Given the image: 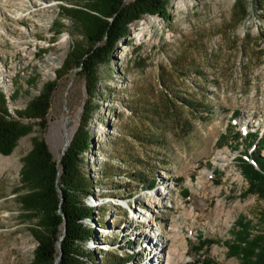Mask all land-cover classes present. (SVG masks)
Here are the masks:
<instances>
[{"label": "rangeland", "instance_id": "obj_1", "mask_svg": "<svg viewBox=\"0 0 264 264\" xmlns=\"http://www.w3.org/2000/svg\"><path fill=\"white\" fill-rule=\"evenodd\" d=\"M69 2L80 0H0V92L29 127L0 153V264H32L37 244L20 199L24 156L42 139L58 160L85 107L92 264H164L169 254V264H242L228 250L235 219L264 230V193L246 192L237 164L264 137V0H166L167 17L133 21L88 89L90 78L60 68L80 43ZM51 81L47 114L30 119L25 106ZM200 236L211 243L196 251Z\"/></svg>", "mask_w": 264, "mask_h": 264}, {"label": "trees", "instance_id": "obj_2", "mask_svg": "<svg viewBox=\"0 0 264 264\" xmlns=\"http://www.w3.org/2000/svg\"><path fill=\"white\" fill-rule=\"evenodd\" d=\"M62 7L80 35L72 41L60 68L76 69L86 81L87 89L94 87L95 66L114 50L116 44L129 32V25L144 15L167 17L166 0H80ZM53 81L44 84L25 106L23 114L38 122L48 112ZM0 92V153L9 154L16 140L29 127L13 118L4 105ZM91 108L85 107L83 117L71 135L58 160H54L42 139H34L31 149L24 156L20 170L23 192L21 203L35 224L30 228L37 240L32 251V264H92L93 253L83 249L86 240L93 239V231L83 223L92 218V208L85 204L93 195L94 181L81 166L82 155L89 147L87 124ZM233 136L237 137L235 132ZM251 136V137H250ZM249 137L254 143L253 135ZM256 137L257 146L245 159H238L239 173L247 182L246 192L264 193V137ZM244 219H235L237 229L228 244V250L242 259V264H264V230L248 233ZM236 231L238 235L236 236ZM235 239V240H234ZM211 241L198 237L196 251ZM126 256L123 262L132 259ZM118 259V258H116ZM114 261V260H113ZM199 264H215L202 257Z\"/></svg>", "mask_w": 264, "mask_h": 264}, {"label": "bare ground", "instance_id": "obj_3", "mask_svg": "<svg viewBox=\"0 0 264 264\" xmlns=\"http://www.w3.org/2000/svg\"><path fill=\"white\" fill-rule=\"evenodd\" d=\"M174 252H175V250H174ZM170 255V254H169ZM169 255H167V257H165L166 259H165V263L164 264H169V262H170V256ZM160 260L161 259H163V256H160V258H159Z\"/></svg>", "mask_w": 264, "mask_h": 264}]
</instances>
